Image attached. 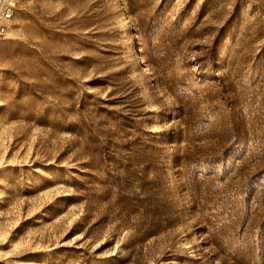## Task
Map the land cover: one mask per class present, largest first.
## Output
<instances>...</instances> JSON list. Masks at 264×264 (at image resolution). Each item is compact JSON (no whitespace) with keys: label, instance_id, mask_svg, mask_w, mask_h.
<instances>
[{"label":"rangeland","instance_id":"rangeland-1","mask_svg":"<svg viewBox=\"0 0 264 264\" xmlns=\"http://www.w3.org/2000/svg\"><path fill=\"white\" fill-rule=\"evenodd\" d=\"M0 264H264V0H21Z\"/></svg>","mask_w":264,"mask_h":264},{"label":"built area","instance_id":"built-area-1","mask_svg":"<svg viewBox=\"0 0 264 264\" xmlns=\"http://www.w3.org/2000/svg\"><path fill=\"white\" fill-rule=\"evenodd\" d=\"M21 0H0V39L5 37L8 26L14 20Z\"/></svg>","mask_w":264,"mask_h":264},{"label":"bare ground","instance_id":"bare-ground-1","mask_svg":"<svg viewBox=\"0 0 264 264\" xmlns=\"http://www.w3.org/2000/svg\"><path fill=\"white\" fill-rule=\"evenodd\" d=\"M8 29H10V25L8 26ZM8 31V30H7Z\"/></svg>","mask_w":264,"mask_h":264}]
</instances>
